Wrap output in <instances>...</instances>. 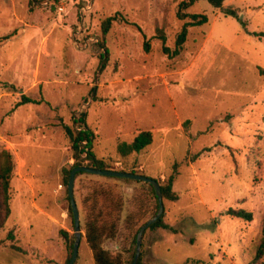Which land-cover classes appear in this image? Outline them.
Wrapping results in <instances>:
<instances>
[{"label":"rangeland","instance_id":"rangeland-1","mask_svg":"<svg viewBox=\"0 0 264 264\" xmlns=\"http://www.w3.org/2000/svg\"><path fill=\"white\" fill-rule=\"evenodd\" d=\"M180 1L0 0V149L14 159L0 264H66L61 230L74 228L62 168L74 160L63 124L73 126L81 111L97 158L159 183L175 174L178 198L163 199V220L176 232L146 229L143 264H264V256L252 262L264 216V35L254 34L264 33V0H225L220 8L197 0L185 11L208 21L189 27L180 53L168 56L159 34L173 49L187 20L176 16ZM114 14L101 66V24ZM21 94L43 101L17 105ZM143 130L151 144L119 155L117 144ZM101 185L122 197L119 232L103 242L113 255L130 246L127 213L133 226L153 216L142 182L79 174L74 264H96L85 223L89 195ZM228 208L253 218L232 217Z\"/></svg>","mask_w":264,"mask_h":264},{"label":"trees","instance_id":"trees-1","mask_svg":"<svg viewBox=\"0 0 264 264\" xmlns=\"http://www.w3.org/2000/svg\"><path fill=\"white\" fill-rule=\"evenodd\" d=\"M197 0H181L178 3L176 16L179 19H187L180 31L177 33L175 38L174 48L170 49L165 45V36L160 32L159 38L162 40L163 46L162 50L168 56H176L182 50L183 44L186 41L189 27L199 26L208 21V17L204 13H188L185 10L193 5ZM210 5L216 8H220L223 5L225 0H206ZM118 14V13H117ZM117 14L106 17L101 24V38L99 41V47L103 51L99 52V57L101 59V66H104L107 61L108 50L105 46L104 36L108 32L110 25L113 20L118 19ZM124 19L123 17H121ZM256 36H262L264 33L256 32ZM144 49L149 50L148 42H144ZM258 71L261 75L264 76V69L258 67ZM4 86H8L4 84ZM13 87V85H10ZM43 101V98L40 99H31L24 94H21L20 100L17 102V105L24 104L27 102L39 103ZM86 111H81L77 115L73 116V126L63 124V129L65 134L70 140V149L71 157L74 162L68 166L62 168L63 180L62 183L66 190V199L68 200V215L72 220L73 225V214L70 206L69 197L67 194V183L70 171L73 167L76 166H96L101 169H113L109 166L103 159L97 158L92 150V141L94 138V133L92 129L87 125L86 122ZM185 124L189 123V120L184 121ZM152 142V132L149 130H143L138 132L135 137L130 142H120L117 144V152L121 156H127L131 153H138L143 150L146 146ZM82 154H85V159L82 157ZM14 169V159L10 151L6 149H0V230L3 228L7 218L9 217L11 208H10V187L11 179L13 176ZM122 171V170H120ZM130 172H135L131 170ZM87 172L78 171L75 173V178L79 174ZM107 179H116L121 180L126 183L130 182H142L150 190L151 194L154 197L153 210L151 216L154 215L158 209V200L156 193L152 184L136 179L126 178V177H117L104 175ZM175 174H171L167 178L166 183H159L161 188V193L163 199L176 200L178 198L177 193L173 190V181ZM90 204L88 209V215L85 223V237L86 241L91 249L93 259L96 264H130L132 261L135 249H136V236L140 225H132V213L129 212L125 215L123 220V227H131V240L130 246L126 250L125 255L116 254L113 255L108 249L103 246L105 239L114 238L119 232V220L121 217L122 211V197L119 193L115 192L110 185H101L93 189L92 193L89 195ZM226 213L232 217L243 219L246 221H251L253 214L251 211L244 208H228ZM164 212L162 215L154 221L147 229L154 230L156 228L169 229L173 232H176V229L163 220ZM146 222V221H145ZM144 222V223H145ZM143 223V224H144ZM146 229L143 232L145 234ZM63 237L69 241V254L66 260V264L69 261V258L72 254L73 243H74V234H69L65 230H61ZM9 237H12V233H9ZM1 244V241H0ZM264 256V216L261 222V236L256 246L255 255L252 259V262H259L260 259ZM74 264V263H73ZM136 264L142 263V251L140 252L139 259ZM263 264V263H262Z\"/></svg>","mask_w":264,"mask_h":264},{"label":"water","instance_id":"water-1","mask_svg":"<svg viewBox=\"0 0 264 264\" xmlns=\"http://www.w3.org/2000/svg\"><path fill=\"white\" fill-rule=\"evenodd\" d=\"M78 171L99 174V175L126 177V178L136 179V180H140V181H144V182H148L152 184L154 191L156 193V196H157V200H158V209L151 218H149L144 224L141 225V227L139 228L137 232L135 254H134L132 261L130 262V264H136L140 256V252H141V244H142V237H143L144 230L147 229L154 221H156L162 215L163 210H164L163 197H162L159 182L155 178H152L147 175L140 174V173L113 170V169H101L96 166L73 167L70 171L69 178H68L67 194L69 197L70 206H71L72 214H73L74 243H73L72 254L67 264L74 263L77 257V249H78L79 241L81 239L79 210H78L77 203H76L75 196H74L75 173Z\"/></svg>","mask_w":264,"mask_h":264},{"label":"crops","instance_id":"crops-1","mask_svg":"<svg viewBox=\"0 0 264 264\" xmlns=\"http://www.w3.org/2000/svg\"><path fill=\"white\" fill-rule=\"evenodd\" d=\"M88 174H93V173H88Z\"/></svg>","mask_w":264,"mask_h":264}]
</instances>
